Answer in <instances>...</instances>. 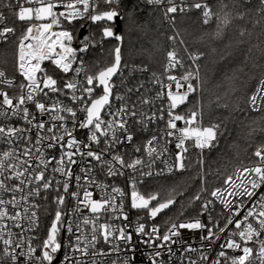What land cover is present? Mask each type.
Here are the masks:
<instances>
[{"label": "built area", "instance_id": "2783aa9c", "mask_svg": "<svg viewBox=\"0 0 264 264\" xmlns=\"http://www.w3.org/2000/svg\"><path fill=\"white\" fill-rule=\"evenodd\" d=\"M121 1L122 0H119L118 3ZM144 1L146 5L150 7L164 11L172 6L177 7V12H179L181 8L184 9L183 11H188L192 5L190 0H172L171 3H169V0H161L158 4L149 3L148 0ZM64 2H74V0H64ZM21 3H23V0H21ZM118 3L113 2L111 5ZM9 4H11L12 7H8ZM24 6L38 7L39 5L33 3L31 5L25 4ZM104 6L105 4L101 0L98 10H106ZM78 7L82 8V6L79 5ZM18 10L19 5L17 4V0H0V12L5 16V20L0 23V30L4 27H12L16 29L15 34H8L7 41L0 42V48L10 44L11 40H13L15 38L14 36L18 33V28L10 23L8 15V12H18ZM54 11L66 12L67 10L63 6H58ZM168 14L173 15L175 13ZM46 22H50V19ZM30 23L42 22H28V26H30ZM62 23H68V21L61 18L60 28H54V30L59 31L65 29L62 27ZM71 23L86 24L91 23V21L86 18H77ZM85 43L90 44L89 50L84 53L77 52L78 59L73 63V70L68 73H63L60 69L56 68L51 61H43L41 63V69L43 71L37 73L38 79L42 80L44 72H47L48 75L53 76V78L58 81V86L63 89V91L55 93L48 89H44V92L48 93L47 96H45L43 92L34 93L35 100L44 103L46 106V112L43 115H41L40 111L35 107L34 101H26V103L21 106V109L23 107L29 109L30 115L27 120L23 118L21 110H16V115H13L12 108L0 103V113H6L0 114V127L5 129L4 133H0V160L4 163L3 174L0 175V181H3L8 188H13L14 185H19V187L23 189V191L15 192L0 189V199L9 201L15 197L19 202L16 206H13L12 204L0 206L7 209L10 216L14 215L16 212L20 213V219L18 221H13L8 217L0 220V233H2L3 239H9L8 233H13L11 237L13 243L9 246V251L15 247L17 242L23 240L24 244L22 249H16V252L21 250L27 252L29 244H31L33 248H36V252L33 254V259L30 261V264H41L40 260L37 258L40 257L42 253V242L47 235L41 237L39 232L41 230L44 210L50 205L54 208L52 221L55 217V212L59 208L63 213L62 220L64 222V228L58 234V239L64 247L56 254L53 264H60L64 251L67 249L69 237H71L74 246L75 237L82 236L79 246L80 248H83L85 246L84 237L89 241L91 240L93 227H96L97 239L88 246V253L86 255L81 252L72 254L69 250V255L72 256L71 264H76L77 260L81 261L82 264H93V262H95V264H113L114 261L116 264H123L125 259L129 261V264H152L151 258L153 257L154 252L152 245H158L161 243L164 244L165 247L155 248V250L161 252L159 257H155L156 264H192V262H195V264H211V262L217 258L219 251H221L220 246L226 244V240L230 233L238 231L235 229L234 224L229 225L224 232L218 233L219 239L214 238V242L211 245L203 239V236L207 235L206 230L198 229L180 230L181 236L173 237L172 239L177 240V243L172 244L170 241H157V237H162L163 234L168 233V228H170L171 225L167 226V221H164L160 216L157 218L150 217L148 209H133L131 207L133 185H135V190L140 195L148 198L149 195L145 193V188L150 181L167 178L180 170L175 167L176 154L179 152V150L175 148V143L177 142L176 137H168L165 134L168 130V105L170 103L167 97V92L169 90L168 85L171 84L172 91H176L175 82L170 81L169 76H175L180 80V83L184 85V88L180 89V91L186 90L188 84V81L181 79V77H183L182 75L177 74V70L183 67L184 62L179 53L175 50L171 49L167 52L166 62L162 71L152 72L148 71L146 68L121 66L118 75L110 82L112 91L110 108L107 106L101 116L105 121H114L113 128L115 129L116 137L118 140L123 141L122 143H115L112 141V129H107V125L105 124L102 128L107 130V137L100 136V134L97 133L100 137V143L91 144L92 150L102 155V161H96L91 157L76 154L73 156V159L77 161L76 164L68 165L66 157L64 161L66 169L68 167L71 168V176L53 170L61 167V165L57 163L60 159L61 149L59 145L54 148H48L47 145L50 142L48 138L55 134L57 136H64L65 141L68 139L64 133V128L60 127L61 124L69 130H73L71 113H68L63 109L69 107L72 108L77 114V120L82 121L85 119L86 113L80 111V109L84 108L86 103L90 104L91 102L88 94L84 92V88L89 87L87 85V77L90 75L95 76L90 72L85 59V56L89 53L92 47V37H88L83 44H80L78 37L74 36L71 46L79 49L83 47ZM18 44L14 59V71L12 69V71L10 70L7 73L0 69V71H4L5 73V77L0 79L13 81L12 85L0 83V92H7L9 97H18L21 95V89L19 87L20 83H28V81H25L20 75L17 69ZM169 52H174L176 54V60L179 61V63H175V61L173 62L175 65L174 67H169ZM80 59L83 60V65H81ZM75 68H81L79 74L74 71ZM262 80H264V76L259 80L253 94H257V89L260 87ZM66 82H73L76 84V87L74 89H68L64 87ZM96 83L97 82L94 81V85L92 86L95 88L93 98L102 94V89L96 87ZM40 87L43 88L42 82L40 83ZM28 91L29 89L27 87L23 89L24 94H27ZM73 94L78 97L77 100L72 99ZM259 95L264 96V93H259ZM81 97L82 99H79ZM2 99L3 97H0V101H2ZM17 102L18 101L14 99L13 103L15 104ZM262 103L263 102L258 99L256 106H253L250 99L249 107L252 111L257 112L261 109ZM180 106L173 110L175 114H177ZM121 108H125L126 112L119 115L105 114L108 111L116 114L117 110ZM133 112H135L134 116L131 115ZM33 115H35V119H33ZM57 115L63 116L65 119L53 120L52 117ZM161 116H163V119H160ZM29 121H31V123H29ZM41 121L46 122L45 129H38L36 127L37 123ZM122 121H127L126 127L128 128V131L133 134V141L131 143L124 140L126 134L118 126ZM177 126L182 128L186 125L184 121H178ZM10 127L21 129L22 131L8 135L7 129ZM49 127L53 128V132L49 133L47 131V128ZM188 127L195 128L194 125H189ZM73 135L85 144L89 143L88 129H80L79 127H76L73 131ZM177 135L179 134L177 133ZM153 136H156L157 140L153 142L152 146L157 149L159 155L154 153L150 157L147 152V141L152 139ZM38 138H41L39 144L37 143ZM105 140L108 141L107 145L105 144ZM169 141L171 142L169 143ZM52 143L56 142L52 141ZM59 143L63 144L64 141H60ZM137 147L140 148L139 152L135 151V148ZM185 147L188 151L183 153L184 159L191 150L199 149L195 147L194 137L185 141ZM106 148L107 150L105 151ZM165 148H167V151H165ZM26 150L29 151V156L24 155ZM64 151H69V149L65 148ZM71 151L75 150L72 149ZM83 151H87V149H83ZM5 152H12L13 155L5 158L3 156ZM41 153H43V156H41ZM115 155L121 156L126 164L133 162L137 158L142 160V164L137 165L135 169L122 167L118 161L112 159ZM52 157H56V159H52ZM41 158L50 161L46 167L40 164ZM25 160H28L29 163L22 167L15 169L8 168L9 164H22ZM105 161H110L111 164L105 163ZM259 164L260 160L257 157V160L254 163L239 166L235 169L232 175L233 181L235 183L240 182L235 175L238 169L242 170L243 168H251ZM109 167H112L114 171H117V174L109 175ZM169 167L173 168L171 172L168 171ZM24 168H28V172H25L24 175L20 177V180L25 181V183L21 185L20 180L15 179L13 172L23 171ZM42 169L45 172V178L51 181V187L48 190L42 188V182H38L34 179L35 175ZM120 172H122L123 175L119 174ZM244 175L247 176L248 174L245 173ZM9 177L12 178L10 179ZM77 177H80V179L77 180ZM251 178L252 177L249 176V179ZM65 182L69 184L68 192H65L63 188ZM37 187H40L39 194H35L33 191ZM113 188H119L123 192V195L114 192ZM218 189L224 193L225 199L232 203L233 206L238 204L240 200L244 201L245 206L239 210V216L234 217V219H241L247 209L252 207L253 202L259 197V195L264 193V186H262L256 190L257 195L252 198V201H250L246 196L239 197L238 195H228L229 192L233 191L228 184H224ZM85 190L93 194L92 199L94 200H100L102 196L105 199H108L109 205H106L107 211L102 210L100 213L93 214L84 202L83 194ZM29 192H33V194L28 195ZM73 192H77L79 195H71ZM22 196H27V199L22 200ZM58 196L64 197L63 205L57 204ZM157 201H151L149 207L151 208L155 206ZM208 201H212V203L208 205L207 211H203L201 206L196 216L178 220L175 223L194 222L196 219H199L209 228H212L214 232H218L220 227H224L231 212L216 197L212 196ZM25 208L28 209L27 214L24 211ZM259 210L260 209L257 206L256 211L258 212ZM33 212H35L36 215L33 217V220L30 221L27 217L31 216ZM125 215L128 216V220L124 219ZM85 217H88L90 221H95V223L84 224L83 220ZM209 217H211V219H209ZM249 219L254 226L258 227L255 218ZM137 221L145 224L146 232L152 233V228L154 226L158 229V232L151 236L135 233L134 229ZM17 223L20 227L16 226ZM69 223L72 225L73 233L66 232V227ZM101 224L111 225L113 235L109 237L108 241L104 240L103 230L99 227ZM214 224L217 226L213 227ZM77 225H79V230H77ZM128 225L130 226L126 228V231L132 234L133 239L129 244H125L123 241L116 238L118 237L116 229L125 228ZM233 238L243 246V242L240 241L238 235ZM3 239H0V264H12L10 257L4 255L5 245ZM258 241H264V233H261L259 237H254L253 241L248 242L247 246L253 248L250 264H260L258 258ZM169 246L172 249L171 253L167 250ZM189 247L194 250L189 251ZM117 248H119V251L116 250ZM224 250L229 258L242 254L239 250L227 248ZM203 256H207L208 259H201ZM220 260L221 264H231L230 259L225 261L224 258H220ZM44 264H47V262H44Z\"/></svg>", "mask_w": 264, "mask_h": 264}, {"label": "snow or ice", "instance_id": "6c2138e0", "mask_svg": "<svg viewBox=\"0 0 264 264\" xmlns=\"http://www.w3.org/2000/svg\"><path fill=\"white\" fill-rule=\"evenodd\" d=\"M102 2L106 5H111L113 2L118 3L119 0H102ZM149 3H160L161 0H148ZM172 0H169V3H171ZM36 3L39 6L38 7H25V4H33ZM101 3V0H74V2H67L65 3L64 0H23V3H21V0H17V4L19 5L18 12L15 13L16 17L20 21H45L49 20L48 23H30V26H28L26 29L23 30L22 34L19 37V44H18V59H17V69L20 73V75L24 78L25 81H28L27 84H24L23 82L20 83L19 87L21 89V95L18 97H9L7 92H0V97H3L2 101L0 103L7 105L9 108L13 109V115H16V110H21L23 113V118L27 120L28 116L30 115L29 109L27 107H23L21 109V106L26 103V101L35 102V107L40 111L41 115H43L46 112V106L44 103L35 100L34 93L37 92H43L45 96L48 95L47 92H44V89H48L49 91L55 93L58 91H63L62 88L58 86V81L53 78V76L48 75L47 72H44V76L42 80L38 79L37 73L43 71L41 69V63L43 61H51L53 65L56 66V68L60 69L63 73H68L69 71L73 70V63L78 59L77 52L84 53L89 50L90 44L85 43L83 47L76 49L71 46L72 41L74 39L73 31L69 29H61L59 31H55L54 28H60L61 26V18L68 21L69 24L77 18H86L87 20L95 23V22H104V26H102L101 32H102V38L106 37H115L116 40H121L122 37L119 35H116L113 29V26L111 24H108L107 22L114 21L115 18L118 17L119 13L115 8L109 7L107 10H98V6ZM261 4L264 5V0H261ZM82 6L81 7H78ZM58 6H63L67 11H54ZM8 7H12L11 4L8 5ZM192 7L196 9H201L202 7L205 9L203 11V16L205 17V23L208 22V17L211 15L210 10H208L207 5H201L200 3H194ZM184 9L181 8L180 11H183ZM177 7L172 6L168 7L166 9V15L168 13H176ZM5 20V16L2 12H0V23H2ZM35 31V34H34ZM16 29L12 27H4L2 30H0V42L7 41L8 34H15ZM59 49V51H58ZM115 56H114V62L100 70L98 74L95 76H88L87 77V85L89 87L84 88V92L88 94V97L90 99V104L86 103V106L84 108H81L80 111L85 112L86 116L85 119L82 121L77 120V114L72 108H66L63 109L67 111L68 113H71L72 117V124H73V130H69L68 128L64 127L63 124L60 125L61 128H64V133L68 137V139L65 141L64 136H57L53 134L48 139L50 140L49 144L47 145L48 148H54L59 145L61 149V155L60 159L57 161L58 164L61 165V167L53 169L54 171H59L61 173H64L66 175L71 176L72 171L71 168L64 166L65 157L67 158L68 165L76 164L77 161L73 159V156L76 154H79L81 156H87L91 157L92 159L96 161H102L103 157L100 153H97L92 150L91 144H99L100 143V137L97 135V133L100 134V136L107 137L108 132L106 129L102 128L103 125H107V129H112V141L115 143H122L123 141L118 140L115 134V129L113 128L114 121L108 120L105 121L101 113L105 109L106 106L110 108V96H111V87H110V80L113 75H115L120 66L121 61V55H120V48L116 47L115 50ZM169 57V67H174V61L175 63H179L178 60H176V54L174 52L168 53ZM197 57H193V59H196ZM81 65H83V60L80 59ZM74 71L79 74L81 71V68H75ZM191 76V73L188 75H185L181 77L184 81H189ZM5 73L4 71H0V78H4ZM169 80L175 82V88L176 91H172V85H168V92L167 97L170 101L168 107V116L169 119L167 121V131L166 135L168 137H176V143L175 148L179 150V152L176 154V164L175 167L177 169H184V156L183 153L187 152L188 149L185 147V141L195 138V147L199 149H204L206 147H211L212 142L216 139L217 135V127L216 125H213L211 127L207 128H201V127H188L189 125H192L195 123L196 119V113L192 112L189 118H185L184 116L180 114H175L173 110H175L179 105H182L187 100L190 93L195 91V88L193 87L192 83L189 82L187 84L186 90L180 91V89L184 88V85L180 83V80H178L175 76H169ZM94 81L96 83V87L102 86V94L98 97L93 98V94L95 91V88L92 87L94 85ZM43 83V88L40 87V83ZM0 83H7L8 85H12V80L7 79H0ZM27 87L29 91L27 94L23 93V89ZM64 87L68 89H74L76 87V84L73 82H66ZM259 93H264V80L261 81L260 87L257 89V94H253L251 97V103L253 106H256L257 100H261L264 102V96L259 95ZM17 100V103H13V101ZM73 100H77L78 97L73 94L72 96ZM79 99H82L79 98ZM126 112L125 108H121L117 110L116 114H113L111 111L106 112V115H119ZM0 114H6V113H0ZM131 115H135V112L131 113ZM35 115H33V119H35ZM53 120H64L65 117L63 116H53ZM160 119H163V116L160 117ZM178 121H184L185 127H178L177 122ZM31 123V121H29ZM127 121H122L119 123V128L124 131L126 134L124 137V140L128 143H131L133 141V134L128 131V128L126 127ZM46 122L41 121L37 123L36 127L38 129H45ZM55 127V126H53ZM76 127H79L80 129H88L89 136L88 141L89 143L85 144L83 141L78 140L74 135L73 131ZM22 131L21 129L16 128H8L7 133L8 135H12L14 133ZM47 131L49 133L53 132V128L49 127L47 128ZM5 129L3 127H0V133H4ZM177 133L179 135H177ZM157 140L156 136H153L152 139L147 141V152L148 155L151 157L154 153H157V149L153 147V142ZM52 141H55L56 143H52ZM60 141H64L63 144H60ZM41 142V138L37 139V143L39 144ZM171 141H169L170 143ZM105 144H108V141L105 140ZM67 148L69 151H64V149ZM74 149L75 151H71ZM83 149H87V151H83ZM107 148L105 149V151ZM135 151L139 152L140 148H135ZM165 151H167V148H165ZM12 152H5L3 156L5 158L12 156ZM25 156H29V151H25ZM159 155V153H157ZM41 156H43V153H41ZM255 156L259 158L260 164L251 168H243L238 169L236 172L237 179L240 181L239 183H235L233 181L232 176H228L226 180L224 181L225 184H228L233 191L229 192L228 195L235 196L238 195L239 197H247L250 201H252V198L257 195L256 190L264 186V148H259L255 152ZM52 159H56V157H52ZM114 161H118L119 164L122 167H128L135 169L137 165L142 164V160L137 158L131 163H125L124 159L119 156L115 155L112 158ZM50 161L45 160L41 158L40 164L44 165L45 167ZM29 161L25 160L22 162V164H9L8 168L15 169L22 167L25 164H28ZM105 163L111 164L110 161H105ZM4 169V163L2 160H0V175L3 174ZM173 168L169 167L168 171H172ZM109 175H116L117 171H114L112 167H109ZM25 172H28V168H24L23 171H14L13 175L15 179L20 180V177L24 175ZM247 173L248 175H244ZM119 174L123 175L122 172ZM249 176L252 177L249 179ZM10 179L12 177H9ZM34 179L38 182H42V188L44 190H48L51 187V181L45 178V172L44 170H40L38 174L35 175ZM80 177H77V180H79ZM31 182V181H29ZM24 180H20V184H24ZM59 183V182H57ZM250 186V187H249ZM63 188L65 192H68L69 184L65 182L63 184ZM0 189H3L5 191H23L22 188L19 187V185H14L13 188H8L3 181H0ZM35 194H39L40 187L35 188L34 190ZM114 192H118L121 195H123V192L119 188H113ZM33 192H29L28 195H32ZM73 196H78L79 193L73 192L71 193ZM92 193L85 190L84 191V202L86 203V206L89 207L90 211L93 214L100 213L102 210L107 211L106 205H109V200L105 199L103 196L100 200H94L92 199ZM211 196L216 197L220 200V202L229 209L231 212V215L227 218V221L224 225V227H220L218 229V232H214L212 228H209L206 224L202 223L201 220L196 219L194 222H180L175 223L173 222L171 224V227L168 228V233L163 234L162 237H157V241L162 240L163 242H171L172 244L177 243V240L172 239L173 237H180L181 231L183 229H198V230H206L207 235L203 236V239L211 245L214 242L215 239H219V234L224 232L229 225L235 226V229H237V232L230 233L229 237L226 240V244H222L221 251L217 254V258L214 259L211 264H221L220 258H224L225 261L228 259L231 260V264H250V258L253 254V248L248 247V242L253 241L254 237H259L261 233H264V193H261L259 197L253 202L252 207L248 208L245 212L244 216L241 219H234V217L239 216L240 212L239 210L243 208L244 201L240 200L238 204L233 206L232 203H230L228 200L225 199L224 193L217 189L216 191H213L211 193ZM22 200H26L27 196H22ZM196 199H200L199 196L196 197ZM151 201H157L156 195H150L148 198H145L143 195H140L135 190V185H133V191L131 193V207L133 209H148V213L150 217L154 218L157 216L159 212H161L163 209L167 208L170 204L173 203V199L169 198L166 202H159L157 201L156 206L149 207ZM19 202L13 197L12 200L4 201L3 199H0V206H3L5 204H12L13 206H16ZM212 203V201H206L202 205L203 211H207L208 205ZM57 204L63 205L64 204V197L58 196L57 197ZM257 206L259 207V211H256ZM114 207V206H113ZM122 207V204H121ZM235 208V210H234ZM25 213L27 214L28 209L25 208ZM36 213L33 212L31 216H28L27 219L30 221L33 220V217H35ZM62 211L58 208L55 212V217L51 223L50 229L47 233L46 238L42 242V253L40 257L37 259L40 260L41 264H44V262H47V264H53L54 258L57 253L61 251V249L64 247V245L59 241L58 234L61 232V230L64 228V222L62 220ZM8 217L9 219L13 221H18L20 219V213L16 212L14 215H9L7 209L0 207V220L3 218ZM249 218H255L256 224L258 227L254 226V224L250 221ZM125 220H128V216H124ZM211 219V217H209ZM34 222V221H33ZM84 224L89 223H95V221H90L88 217H85L83 220ZM17 227H20V225L17 223ZM130 225L126 226L125 228H118L116 231L118 232L117 239L123 241L125 244H129L133 236L132 234L128 233L126 231V228ZM217 225H213V227H216ZM100 229L103 230V237L105 241L109 240V237L113 235V232L111 231V225L109 224H101L99 225ZM77 230H79V225H77ZM135 233H139L142 235H148L151 236L152 234H155L158 232V229L154 226L152 228V233L146 232L145 224L136 222V226L134 229ZM67 233H73V228L71 223H69L66 227ZM13 233L9 232L8 236L9 239H3L2 233H0V239H3V243L5 245L4 248V255L9 256L12 264H30V261L33 259V254L36 252V248H33L31 244H29V247L27 249V252L21 250L19 252H16V249H22V246L24 244L23 240H20L15 244V247L12 248L11 251H9V246L12 245L13 241L11 239ZM239 236L240 241L243 242V246L241 243L237 242L233 237ZM82 236H76L75 237V245L73 246L71 237L68 238V246L67 249L64 251L63 258L60 262V264H71L72 256L69 255V250L72 254H75L76 252H81L82 254L88 253V246L92 244L93 241L97 239L96 236V227H93L92 229V238L91 240L85 239V246L83 248H80ZM259 242V253L258 258L260 260V264H264V241H258ZM154 248L152 264H156L155 257H159L161 255V252L158 250H155L156 247H165L164 244H153ZM227 249H234L239 250L242 254L234 257H227L226 251ZM119 251V248L116 249ZM169 253L172 252L171 247L169 246L167 248ZM189 251H193L194 249H191L189 247ZM23 258V259H22ZM201 259H208L207 256L201 257ZM76 264H82L81 261L77 260ZM95 264V262H93ZM113 264H116L114 261ZM123 264H129V261L125 259L123 261ZM192 264H195V262H192Z\"/></svg>", "mask_w": 264, "mask_h": 264}, {"label": "trees", "instance_id": "16d2710c", "mask_svg": "<svg viewBox=\"0 0 264 264\" xmlns=\"http://www.w3.org/2000/svg\"><path fill=\"white\" fill-rule=\"evenodd\" d=\"M190 1L192 5H207L211 12L207 23L203 16L205 9L192 5L188 11L173 15L146 5L144 0H122L104 6L106 10L115 8L122 17L119 31L123 40L122 67L159 72L165 65L167 52L175 50L184 62L177 74L191 73L188 83L195 88L177 114L187 119L195 112V127L218 126L211 147L191 150L184 159V169L146 185L145 193L157 195L159 202L176 200L160 215L167 226L196 216L202 204L212 198L211 193L223 186L236 168L254 163L255 152L264 147V102L257 112L249 107L264 76V5L261 0ZM15 13L11 11L8 15L18 33L10 44L0 48V69L7 73L14 71L19 37L28 27V22L18 20ZM84 25L62 23L75 37ZM102 26L104 22L96 23L89 30L92 47L85 59L93 75L114 62L118 46L117 41L102 38ZM53 216L54 208L48 205L39 232L41 237L47 235Z\"/></svg>", "mask_w": 264, "mask_h": 264}, {"label": "water", "instance_id": "95a60500", "mask_svg": "<svg viewBox=\"0 0 264 264\" xmlns=\"http://www.w3.org/2000/svg\"><path fill=\"white\" fill-rule=\"evenodd\" d=\"M121 22H122V17H120L119 15H118L117 18L114 19V21H112V22H108V23H112V24H115V25H116L115 27H113V29H114L115 34H116V35H119V36H120L119 31L121 30ZM96 23H101V22H95V23L91 22V23H86V24L83 26V28L81 29V31L79 32V35H78V41H79L80 44H83V43L87 40V38L89 37V30H90L91 25L96 24ZM120 37H121V36H120ZM106 39H113V40H115V41L118 42V46H117V47L120 48V55H121L122 46H123V40H122V39H121V40H116L115 37H106ZM121 66H122V59H121V61H120L119 70H120ZM119 70H118V72H117L115 75L112 76L110 82H111V81H112V80L118 75ZM110 82H109V84H110ZM98 88H99V89H102V86H99ZM111 98H112V91H111L110 100H111ZM106 107H107V106H106ZM106 107H105V108H106ZM103 111H104V110H103ZM103 111H102V112H103ZM101 114H102V113H101ZM175 201H176V200H173V203H172V204H170L167 208H165V209H163L161 212H159V213L157 214V216L154 217V218H157V217L160 216L163 212H165L169 207H171V206L175 203Z\"/></svg>", "mask_w": 264, "mask_h": 264}, {"label": "rangeland", "instance_id": "374dc122", "mask_svg": "<svg viewBox=\"0 0 264 264\" xmlns=\"http://www.w3.org/2000/svg\"><path fill=\"white\" fill-rule=\"evenodd\" d=\"M46 21H48V20H45V21H41L42 23H47ZM180 106V105H179ZM195 123H196V120H195ZM194 123V124H195ZM194 124H192V125H194Z\"/></svg>", "mask_w": 264, "mask_h": 264}]
</instances>
